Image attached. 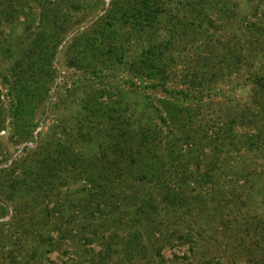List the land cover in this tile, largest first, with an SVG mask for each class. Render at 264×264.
<instances>
[{"label":"trees","instance_id":"1","mask_svg":"<svg viewBox=\"0 0 264 264\" xmlns=\"http://www.w3.org/2000/svg\"><path fill=\"white\" fill-rule=\"evenodd\" d=\"M41 1L39 31L29 38L20 55L9 52V79L0 74L2 83L8 85V114L14 132L23 125L30 130L36 127L34 117L48 98L56 73L53 64L62 45H66L63 56L68 68L103 79L123 67L130 76L126 80L130 87L159 90L165 96L158 100V106L153 102L147 105L156 123L138 122L132 128L115 120L111 110L89 103L90 109H96L107 120L101 131L102 140L96 146L97 154L83 158L58 145L27 173L34 185L28 189L29 194L47 193L63 174L77 175L76 180L83 182L79 193L86 202V209L81 210L90 218L95 217V212L108 213L107 209L116 210L118 203L129 202L131 199L124 193L115 196V190L126 185L136 201L130 204L134 209L129 223L132 232L125 242L126 255L131 258L135 251L147 250L142 240L148 228L154 231L140 225L142 221L136 217L155 214L162 205L176 208L189 201L182 190L188 173L197 171L199 166L185 154V143L193 140L194 144L199 136L205 143L200 153L219 148L216 142L220 143L231 116L223 119L225 123L221 122L218 128L208 127L209 121L200 116L207 99L224 97L217 83H231L224 80L234 77L251 90L247 112L254 132L233 149L240 151L247 145V150H251L263 145L264 0H109L97 13L102 0ZM88 2L84 10L83 4ZM14 14V9L1 13L5 20ZM80 14L84 20L86 14L94 15L81 31L79 21H75ZM72 25L77 28L71 29ZM171 83L181 88H169ZM1 97L0 90L3 131L6 126ZM229 99L227 105L231 108L227 114L236 111L231 123L235 118L245 119V114ZM145 188H153L147 199L139 194H144ZM153 196L160 197V201L156 202ZM110 237L102 236V241L108 242ZM102 245L97 253L101 257L110 249V243ZM155 253L160 257L159 249Z\"/></svg>","mask_w":264,"mask_h":264},{"label":"rangeland","instance_id":"2","mask_svg":"<svg viewBox=\"0 0 264 264\" xmlns=\"http://www.w3.org/2000/svg\"><path fill=\"white\" fill-rule=\"evenodd\" d=\"M101 2L95 13L109 0ZM42 3L0 0V74L8 79L9 52L20 55L29 38L39 31ZM83 5L86 10L89 2ZM9 9L15 10L14 17L5 20L1 13ZM86 16L85 20L81 14L75 18L80 31L94 15ZM77 26L72 25L71 29ZM65 46L57 50L55 79L48 98L36 111L33 130L23 125L14 132L8 114V85L0 77L6 126L0 131V264H264V142L258 149L247 150V145L240 151L233 149L254 132L247 112L251 90L241 79L232 77L224 80L231 83H217L224 97L207 99L206 108L200 113L212 128H218L231 116L220 143L216 142L219 148L200 153L205 143L199 136L194 144L192 140L183 146L185 154L199 166L197 171L188 173L182 190L189 201L176 208L161 204L155 214L136 217L142 221L140 225L159 231L144 228H148L142 240L147 247L145 252L135 251L131 258L126 255L125 242L132 232L129 223L134 212L130 206L134 197L126 185L118 187L115 196L124 193L131 199L129 202L118 203L115 211L110 209L113 213L109 209L108 213L95 212L91 218L81 210L86 209L79 193L83 182L72 173L55 179L47 193H28L34 187L27 175L29 169L58 145L83 158L97 154L96 146L102 140L101 131L107 120L96 109H90L89 103L111 110L115 120L132 128L138 122L156 123L147 105L153 102L158 106V100L165 98L159 90L130 87L126 84L130 76L123 67L103 79L68 68L63 56ZM168 87L181 88L176 83ZM228 98L237 104L245 119L235 118L231 123L236 111L227 114L231 108ZM152 189L145 188L144 194H139L147 199ZM155 198L160 201V197ZM119 217L122 220L118 221ZM102 236L112 238L103 242ZM102 243H110V249L101 257L97 253L103 248ZM158 249L160 257L155 253Z\"/></svg>","mask_w":264,"mask_h":264}]
</instances>
